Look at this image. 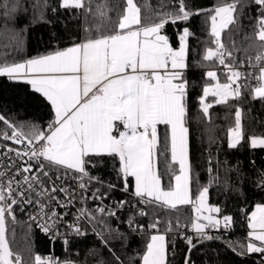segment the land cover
I'll return each mask as SVG.
<instances>
[{
    "label": "snow or ice",
    "instance_id": "obj_1",
    "mask_svg": "<svg viewBox=\"0 0 264 264\" xmlns=\"http://www.w3.org/2000/svg\"><path fill=\"white\" fill-rule=\"evenodd\" d=\"M44 7H47V0H44ZM60 7L81 10L86 17L93 16L95 23L85 27L86 35L82 41L22 62L9 61V46H0L4 53L0 56V77L24 80L47 102L52 113L46 128L27 122L13 124L0 115V122L5 125V130H0V137L22 146L16 148L5 144L0 149V264H24L21 255L10 247L6 235L9 218L16 219L14 206L37 205L38 213L30 215V221L37 223L53 240L61 238L65 245L69 244L67 234L58 230L62 216L56 208L71 207L74 194L66 188L58 189L54 182L50 189L44 184L42 177L50 179L52 168H63L65 175L71 171L79 189L85 192L92 182L104 185L90 169L103 168L111 162L120 181L119 187L109 183L108 192L103 194L97 188L92 198L100 200L101 205L95 210L81 207L75 222L68 225L72 234L86 235L80 221L87 220L93 225V234L106 248L108 242L102 233L95 231V225L105 223V218H118L117 213L126 207L130 211L125 223L132 232L144 229L136 219L147 215L140 205L177 209L180 205L192 204L196 215L191 228L199 240L213 239L207 234L209 229L222 227L227 230L233 217L221 215L220 207L207 205L209 188L215 177L198 189L195 201L190 191L192 165L187 113L194 85L187 79L186 70L190 41L196 33L189 22L196 16L207 17L214 47L206 48L202 61L218 63L227 70L224 83L219 81L217 71L205 73L208 82L197 99L202 116L210 120V109L214 104H228L230 100L240 99L243 89H250L253 99L264 102V0H217L209 8H195L189 0H174L171 10L165 11L161 5V10L155 12L156 20L150 24L143 23L142 10L134 0H125L123 11L115 20L109 15L106 0L104 3L61 0ZM246 9H252L254 15L248 16ZM18 10V0H0L5 21L14 18ZM246 16L252 31L251 34L244 33V40L258 42L260 49L255 63L251 58L247 61L252 71L244 70L245 61L234 55L240 51L235 41L229 46L222 39L225 30H228L229 39L233 31L243 32ZM40 19L44 20L43 13ZM169 24L183 25L176 29L175 40L165 31ZM5 30L12 34L14 50L23 44L27 26L9 29L5 24L0 35ZM253 80L255 85L249 83ZM161 125L164 126L162 134ZM242 138L241 110L237 108L235 126L228 131L229 148H236ZM249 144L253 150L264 149V135L249 138ZM4 160L8 163L4 164ZM161 163L163 171L160 170ZM165 175L169 177L167 187L163 184ZM129 178L134 180V185ZM256 186L264 189V174ZM115 190L129 193L136 203L114 200L112 205H103V200ZM57 192L65 193L63 202L56 197ZM52 201L56 208L49 210ZM159 224L157 218L149 227L158 232ZM180 227L177 220L175 228ZM248 227L251 229L249 239L246 245H240L241 254L259 253L264 257V204H258L256 211L251 213ZM172 231L171 221H168L166 233ZM182 239L191 253L195 247L193 237L183 235ZM112 255L114 264H123L115 253ZM168 256L166 234H153L140 260L141 264H170ZM31 264L73 262L37 254L32 257ZM99 264H105V261L101 259ZM183 264H192L190 255ZM260 264H264V259Z\"/></svg>",
    "mask_w": 264,
    "mask_h": 264
},
{
    "label": "trees",
    "instance_id": "obj_2",
    "mask_svg": "<svg viewBox=\"0 0 264 264\" xmlns=\"http://www.w3.org/2000/svg\"><path fill=\"white\" fill-rule=\"evenodd\" d=\"M141 8V16L144 24H150L156 20L155 12L171 10L174 0H134ZM15 2V0H13ZM104 3L105 0H96ZM19 10L14 18L5 21L0 11V29L7 28L22 29L27 26L23 36V44L15 50L11 45L15 44L12 34L4 31L0 35V46L8 45V60L22 62L37 55L63 49L71 46L74 42L84 39L86 26L95 23L93 16L87 17L81 10L64 9L60 7L61 0H18ZM195 8H209L217 3V0H189ZM109 15L113 20L117 14L123 11L125 0H106ZM55 9V11H53ZM248 16L254 15L252 9L245 10ZM43 13L44 20L40 19ZM44 21H50L44 22ZM245 29L243 32L231 33L229 39L228 30L222 33L224 42L231 46L235 41L236 47L240 49L234 53L239 60L248 61L255 58L258 53L259 43L245 41L244 33L251 34V27L247 16L244 18ZM196 37L191 39V50L189 52L186 70L187 79L194 87L191 88L189 106L187 113V126L189 128V156L192 165V180L190 191L193 201L200 187L208 185L215 177V182L209 188V203L222 209L221 215L233 217L232 224L225 230L214 229L211 240H199L191 228L195 218L193 205H180L177 209L159 208L152 205H140L147 213L145 216H137L139 224L144 229L132 232L125 221L130 209L126 207L117 213L118 218H105V223H97L95 231L102 233L108 242L104 247L97 235L93 234V225L86 221L88 232L86 235L67 236L69 244L65 245L61 238L53 241L49 236L41 232L30 220L19 206H14L15 221L9 218L7 223V234L11 248L21 255L24 264H31L34 255L43 258H54L55 260L72 261L73 264H99L103 259L105 264H114L112 253L120 258L123 264H141L140 257L146 249V243L150 236L157 232L149 225L157 218L160 220L158 231L166 233L167 222L171 221L174 231L167 232L169 242L170 264H183L188 255V245L183 235L193 237V244L199 243L190 253L192 264H260L259 253L241 254L240 245H246L249 233V217L257 204L264 203V189H259L257 181L264 174V149L253 150L249 144V138L264 135V102L253 99L250 89L242 90L240 99L230 100L228 104H214L210 109L211 119L204 118L199 110L198 96L202 87L208 82L206 71L215 69L221 79L226 80L222 66L218 63L202 61V55L211 44L210 21L201 15L193 17L189 22ZM183 25H167L166 33L175 40L176 29ZM94 34V33H93ZM247 49V51H244ZM0 51V56H3ZM203 66H200V65ZM211 101L212 98L209 97ZM241 110L243 138L241 143L234 149L228 146V131L235 126L236 109ZM0 115H4L13 124L34 123L42 127L47 126L52 118L50 106L39 94L32 91L31 86L24 80H9L0 77ZM0 130H5V125L0 122ZM161 134L164 126H160ZM12 141H4L0 137V145L11 144ZM211 169V173L209 172ZM163 171V163L160 164ZM93 175H98L104 182L101 186L95 182L91 183L92 189H100V193L108 192L109 183L117 184L116 173L111 162L103 168L90 169ZM133 184V179L129 178ZM169 177L164 176L163 184L167 187ZM112 205L114 200H130L132 204L136 201L129 193L119 190L111 191L105 199ZM90 210H95L93 206ZM177 220L180 228L176 229ZM187 225V227H185ZM112 229V231H109ZM118 229V231H117ZM111 251H110V250ZM235 249V250H233Z\"/></svg>",
    "mask_w": 264,
    "mask_h": 264
},
{
    "label": "built area",
    "instance_id": "obj_3",
    "mask_svg": "<svg viewBox=\"0 0 264 264\" xmlns=\"http://www.w3.org/2000/svg\"><path fill=\"white\" fill-rule=\"evenodd\" d=\"M252 60H253V63H255L254 58ZM244 70H247V71H252L253 70L248 65L247 61L244 64ZM222 71L225 73L227 70L222 66ZM249 83L252 84V85H255V81L254 80L253 81H249ZM8 145L9 146H14L16 148H21L22 147L21 145H13V142H11V144H8ZM2 148H3V146L0 145V149H2ZM3 163L7 164L8 161L4 160ZM49 175H50V179L42 177V179L44 180V184L49 189L52 187V184L54 182L55 186L58 189L59 188H66V189H68V192L70 194H74V199L72 201V206L71 207H69V208H56L55 202L52 201V202H50V209H49V210H51V208H56V211L59 212L61 214V216H62V219L58 223L59 232L61 234H67V236L74 235V234H72V232L69 229L68 225H70V224L75 222V216H76L78 210L81 207H84V208L90 210L89 209L90 206H93L94 208H97V206L101 205V201L92 198V193L95 190L92 189L91 184L89 185L87 191L82 192L79 189V187H78V181L73 177V174H72L71 171H68V174L65 175V170L63 168H60L59 170H57L56 168H52V169L49 170ZM57 176H60L61 179L57 180L56 179ZM16 178L20 179L19 175H17ZM55 195L60 201L63 202L65 200V193L64 192H57ZM33 199H35V194H33ZM103 205H111V204L108 203L106 200H103ZM19 207L22 209V211L25 212L26 217H27L28 220H30L29 219L30 215L34 216V215H37V213H38V207L35 204H33V205H21ZM64 213H67V214L64 215ZM86 221L87 220H81L80 224H81L82 228L84 230H86V232H88V228H87V224L88 223L86 224ZM41 222H43V221H41ZM32 223L41 232H43L42 229L37 225V223H34V222H32ZM213 231H214V229H209V230H207V234L211 236ZM43 233L45 235L49 236L51 239H53L49 234H46L45 232H43Z\"/></svg>",
    "mask_w": 264,
    "mask_h": 264
},
{
    "label": "crops",
    "instance_id": "obj_4",
    "mask_svg": "<svg viewBox=\"0 0 264 264\" xmlns=\"http://www.w3.org/2000/svg\"><path fill=\"white\" fill-rule=\"evenodd\" d=\"M133 185H134V180H133ZM264 204V203H263ZM207 205L208 206H214V205H211L210 203H209V199H207ZM258 205V204H257ZM256 205V206H257ZM256 206L254 207V209H253V211L252 212H254V211H256ZM251 212V213H252ZM195 215H196V213H195ZM250 216H251V214H250ZM251 231V229L249 228V232ZM153 234H166L165 232H163V231H158V232H155V233H153ZM152 234V235H153ZM166 239H167V235H166Z\"/></svg>",
    "mask_w": 264,
    "mask_h": 264
},
{
    "label": "rangeland",
    "instance_id": "obj_5",
    "mask_svg": "<svg viewBox=\"0 0 264 264\" xmlns=\"http://www.w3.org/2000/svg\"><path fill=\"white\" fill-rule=\"evenodd\" d=\"M135 2V1H134ZM136 3V2H135ZM211 70H213V71H217V70H215V69H211ZM218 73V72H217ZM218 78H219V81L221 82V83H224V82H226V80H224V79H221V77H220V75H219V73H218ZM214 83V82H213ZM241 123H242V121H241ZM241 127H242V124H241Z\"/></svg>",
    "mask_w": 264,
    "mask_h": 264
},
{
    "label": "water",
    "instance_id": "obj_6",
    "mask_svg": "<svg viewBox=\"0 0 264 264\" xmlns=\"http://www.w3.org/2000/svg\"><path fill=\"white\" fill-rule=\"evenodd\" d=\"M6 235H7V238H8V234L6 233ZM201 242H203V241H201ZM201 242H199V243H196V244H194L195 245V247L198 245V244H200ZM11 247V246H10ZM194 247V248H195ZM193 250V249H192ZM190 255V253H188V255L187 256H189Z\"/></svg>",
    "mask_w": 264,
    "mask_h": 264
}]
</instances>
